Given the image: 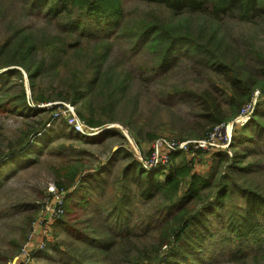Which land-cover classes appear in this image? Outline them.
Segmentation results:
<instances>
[{"label":"trees","instance_id":"1","mask_svg":"<svg viewBox=\"0 0 264 264\" xmlns=\"http://www.w3.org/2000/svg\"><path fill=\"white\" fill-rule=\"evenodd\" d=\"M123 1L0 0V25L7 20L9 8L21 10L29 20L34 16L41 18L48 25L39 35L33 25L25 28L16 24V14L5 22L11 28L0 43V114L22 118L24 127L17 141L8 143L9 150L0 153V191L8 179L4 174L12 168L15 171L38 161V152L51 140L50 137L45 138V132L46 127L55 123L51 118L52 109L46 111L32 106L70 102L79 106L83 120L84 111H88L87 125L101 128L102 132L97 137H83L62 123L65 128L60 134L75 141L103 144L106 137L114 136L113 130L105 128L106 123L94 107L100 101L95 94H101L97 93L98 88L106 89L108 96L104 99L110 108L128 91L132 76L107 64L111 48L108 37L113 34L105 35L110 31L114 32L116 39L126 42L131 52L138 45H146V49L155 56V65L148 70L151 74L158 73L160 68H168L171 63L175 65L186 52L224 78L230 92L227 110L215 104L213 94L198 93L207 107L202 105L201 117L205 125L200 127L201 134L194 137L195 141L207 139L216 127L237 118L243 106L252 101L255 92L259 91L264 100V53L254 41L259 33L264 34V0H140L148 8L150 5L158 7L169 19L162 20L150 9L134 24L126 15ZM223 17L238 19L240 25L255 29L252 39L244 38L245 51L238 45H230L225 31L220 28L225 21ZM91 42L96 43L89 46ZM69 61L72 65L70 74L58 80L59 69L69 65ZM249 63L256 66L251 67ZM139 69L144 72L148 68L140 66ZM22 72L28 77L30 101ZM259 108H256L252 125L256 128L257 137H264V105ZM247 129L244 127L235 137L232 146H240V149L232 157L226 152L215 154V163L213 160L208 163L212 165L208 178L194 173L193 159H183L188 153L186 156L177 153L172 156L174 164L149 172L141 168L132 150L126 147L128 151H116L93 171L79 164L61 173L56 172L59 178L56 185L66 193V197L65 214L55 224V237L67 232L71 239L66 243L81 248L80 259L77 261L74 256L78 252H70L72 259L66 264H108L110 260L116 264L117 257H120L119 264H210L215 257L208 259L205 256L206 239L202 230L211 233L207 239L213 242L219 234L215 225L222 232L220 240L223 246L233 240L232 246L226 250L230 251L229 260L246 256L248 247L243 245H246L244 241L250 240L256 244L254 256L264 258V186L249 181L256 172L264 175V158L260 153L255 154L257 159L252 160L255 148L245 145L254 143V140ZM179 157L180 164H175ZM248 157L249 161L244 162ZM128 160L130 164L126 162L116 176L119 194L113 198L111 206L95 204L98 207L97 218L106 213L107 220L99 222L98 219L87 218L83 223H96L93 232L80 231L72 226L76 212L86 209L95 195L99 198L100 194H96L99 190L105 191V176L111 173L116 161ZM222 167L226 171L220 174ZM238 174L244 175L245 184L237 182L235 175ZM61 177L64 179L60 180ZM133 185L139 187L141 202L154 205L151 215L146 217L147 222L138 227L140 235L137 238H147L135 244L131 243V238L137 236L138 228L130 222L128 224L127 220L133 213V201L129 196ZM91 186H95L93 190ZM82 213L86 212L82 210ZM209 216L215 222L212 231L207 227ZM29 217L31 219V215ZM111 217L116 225L110 222ZM62 226L74 228L77 233H71ZM144 226L145 229L142 228ZM10 243L15 251L0 258L4 259L2 262L12 259L20 249L17 240ZM63 245L60 242L52 244L53 252L63 253ZM164 249L166 251L162 254ZM215 251L219 252L218 249Z\"/></svg>","mask_w":264,"mask_h":264},{"label":"rangeland","instance_id":"2","mask_svg":"<svg viewBox=\"0 0 264 264\" xmlns=\"http://www.w3.org/2000/svg\"><path fill=\"white\" fill-rule=\"evenodd\" d=\"M123 4L125 5L126 15L130 18L132 23L135 22V20H140L142 14L150 9L153 10L159 18H162V20L169 19V16L166 13L163 14L162 10L158 7L150 5L148 8L140 0H124ZM8 10L7 20H3L4 22L0 25V43L8 36L11 28H9L8 24L5 25V22L15 17V14L17 20H14V22L16 24L25 28L33 25L39 31V35L45 32L48 26L41 18H37L36 16H34L32 20H29L27 16H24L21 10H12L10 8ZM224 19L225 21H222L220 28L222 31H225L230 45L232 47L238 45L245 51L247 46L244 38L252 39L255 29L243 24L240 25L238 19H231L228 17ZM262 26L263 25H261V27ZM259 34L258 37L254 38V41L256 42V46L264 53V34ZM111 35L112 37H108ZM105 36L108 37V42L111 45L107 64L115 67L118 72L127 73L132 76V83L128 91H125L123 95H121L122 97H118L117 102L114 103V106L111 105L110 108L107 107L108 105L106 103L108 102L104 99L108 96L106 89L102 90L98 88V92H96H100L101 94H95L99 97L100 101L97 105L94 104V107L96 106L95 108L97 109L98 115L101 116L104 123H106L105 128L113 130L114 136L110 138L106 137L103 144H90L75 141L60 134L65 128L61 124L65 123V121L63 116L59 117L57 118L58 121L52 126L46 127L47 132H45V138L50 137L51 140L46 148H42V150L38 152L39 160L22 169L18 168L12 171V168L9 172L4 174V177L7 176L6 178L8 179L5 181V186L0 191V258L10 256L15 251L14 245L10 243L11 240H17L20 243V249L12 259L6 260V262H2L4 259H0V264H13L14 259L20 256L21 249L29 237L37 241L40 239L44 240L45 236H48L51 242L49 244L50 246L47 245L42 252L36 255L34 264H66V262L72 259V254L70 252H78L79 254L81 248L66 243L71 239L69 233L64 232L57 238L55 237L57 234L55 232V224L58 221L55 223L53 221L55 214H57L56 206L58 202H60L58 190H61L56 185L59 180L56 172L61 173L64 169L73 166L77 167L79 164L84 165L86 170L93 171L97 167H100L101 164L106 163L116 151H128L130 149L132 150L134 159L140 164L141 168L152 172L167 162L166 158H161L166 155L164 149H161L164 148V146L157 148L160 140L166 141L167 145L170 146L177 143L189 144L193 142L195 136L201 134L200 127L205 125L202 123L201 117L202 105L203 108L207 107L200 97L202 93L213 94L215 104H218L223 110H227L229 107L228 101L230 99V92L225 86L224 78L214 74L213 71L210 70L211 68L208 67L205 62H202V60L191 58L192 55L184 52L185 54L182 53L175 65L171 63L168 65V68H160L158 73L151 74L148 70L155 65V56L150 50L146 49L145 44V46L138 45V47L131 52L127 49L126 42H121L116 39L113 31L108 32ZM95 43L96 42H91L88 44L89 46H94ZM249 57L251 60H254L251 56ZM249 65L251 67L256 66L254 63H249ZM140 66H145L148 69L144 72L140 71ZM71 67L70 61L69 65L61 67L58 71V80L67 77L70 74ZM22 73L26 92L30 101L31 94L28 77L24 72ZM133 76L135 77V81H133ZM258 92H255L253 97L254 101H251L253 103L251 113L243 123L234 122L235 118L224 126L219 125L215 130H217V134L219 131L220 132L214 142L210 139L208 144L205 145L204 150L197 151L192 149V152H190L188 156H186L184 152L173 153L170 157L171 164H174L172 163V156L177 153H183L186 156L185 158L183 157V159L188 161L193 159L192 166L194 173L202 177H210L212 165L210 166L208 163L212 162V160L215 163L216 159H214V156L215 154L217 155V153L226 152L232 157L233 154L240 149V146L236 145L233 148L232 144L235 142V137L238 136L240 130L244 127H247V130L251 131L250 133L253 136L254 143H256L250 142L245 145L255 148L251 156L253 157L252 160L257 159L255 156L260 155V153L264 158V137L262 135V137H257L258 133L256 128L252 125V119L256 108L264 105L263 97H260ZM52 103H54L52 106H55V110L57 109V111L61 112L65 111L64 104L72 105L77 118L85 123V120L90 118L89 112L84 111L83 120L79 115V106H75L70 102L56 101ZM45 104H50V102L38 106H44ZM45 110L50 111V109L47 108H45ZM40 116H43L41 118H45L44 115ZM23 123L24 121L20 117H15L7 113L0 114V153L9 150V142L17 141L19 132L24 127ZM52 130H54V132H52ZM69 130L72 131L71 128H69ZM222 131L224 133H222ZM229 134L231 140L228 138ZM35 141H37V139ZM39 144L40 141L38 142V145ZM153 147L157 148V153L154 149L152 150ZM154 155L157 156L156 159L158 162L153 161L155 159ZM187 157L189 159H187ZM248 159L249 157L246 158L244 162H248ZM180 160L181 158L179 157L175 164H180ZM130 161L133 162L132 159ZM130 161H122L121 163L116 161L111 173L105 176L107 179L105 191L100 192L99 190V192L96 193L100 194L98 195L99 198H96V195L93 198L91 196L92 199L89 200V206H87L86 209H82L86 213H82L81 209L78 210V213L76 212L75 215L76 219H72L71 221L72 226L77 227L80 231L93 232L96 223L86 224L83 222H86L87 218L98 219L96 216L98 214V207H96L95 204L101 206L106 204L107 207L111 206L113 198L119 194L118 189L120 185L118 181L116 182V176L119 174L122 166H124L126 162L130 164ZM1 171H3V169H1ZM224 171H226V169L222 167L220 169V174L224 173ZM63 179L64 178L61 177L60 180ZM235 179L239 184L246 183L244 175H235ZM249 181L252 184L258 182L261 186H264V175L256 172L251 175ZM94 187L91 186L90 189L93 190ZM133 187L134 188H132L129 194L133 201V213L129 214L127 220L128 224L131 223L133 227L135 226L138 228L147 222L146 217L151 215L154 210V205L141 202L138 197L139 187L136 188V185H133ZM207 191L209 193V190ZM84 195L88 196V194ZM212 200L211 198L210 201ZM64 214L65 213H63L59 219H61ZM30 215L31 219L29 217ZM208 219L209 223L207 227L210 231H212V227L214 229L215 227L219 229V234H217L213 242L207 239L211 233L208 234L206 231L202 230L204 239H206L204 240V247L207 248L205 251L207 254L205 256L208 259L210 257H215L210 264H264V258H257L254 256L256 244L252 240L244 241L246 245L243 246L248 247V252H246L248 254H246V256L237 258L238 260H229L230 251L226 250L232 246L233 240L225 245L226 247L223 246L224 244L221 243L220 240L222 234L220 228L216 225L214 227L215 222L210 216ZM106 220V213L98 219L99 222ZM110 222H114L112 217L110 218ZM114 224L116 225L117 223L114 222ZM63 228L66 229V227ZM142 228L145 229V226ZM66 230L71 233L77 231H75L74 228H68ZM135 233L137 236L131 238L132 244L147 238L144 236H141L142 238H137L140 235L139 228ZM225 233H227V231H225ZM96 236H98V234H96ZM83 238L84 237H82V239ZM56 242L64 244L62 247L63 253L53 252L51 245ZM73 243L77 244L75 241ZM216 249H218L219 252H216ZM165 251L166 249L162 251V254H164ZM78 254H74V256L77 257V261L80 259V254ZM48 257H52L53 259ZM117 260L116 264H119L120 257H117ZM88 262L91 263L89 260ZM108 264H113V261L110 260Z\"/></svg>","mask_w":264,"mask_h":264},{"label":"built area","instance_id":"3","mask_svg":"<svg viewBox=\"0 0 264 264\" xmlns=\"http://www.w3.org/2000/svg\"><path fill=\"white\" fill-rule=\"evenodd\" d=\"M252 101H254V98L252 99ZM54 103H50V104H45L44 106H32L34 109H51L52 108V113H51V118L53 121H58L57 118L59 117H64V121L66 123V125L72 129V131L75 134H79L80 136L83 137H97L101 132L102 129L101 128H90L85 122L81 121L80 119L77 118V116L74 113V107L72 105H65V111L61 112V111H57V109L55 110V106ZM50 107V108H48ZM253 107V103L249 102L248 104H246L242 109L241 112L239 114V116L234 120V122L236 123H243L245 119L248 118V116L251 113V108ZM59 120H63V119H59ZM224 126V125H222ZM217 128V127H216ZM215 128V129H216ZM104 129V128H103ZM209 135V137L205 140H199V141H195L193 140V142L188 143H177V144H172L167 145L166 141L160 140L158 142V147L160 146H164V151L166 152V155L164 157H161L162 159L166 158L167 162L165 164H162V166L159 167H169L171 165L170 162V157L173 153L175 152H184V153H188L190 154V152H192V149L194 150H204L205 145L208 144V141H210V139L213 140V142L215 141V139L217 138L218 134H217V130H215ZM222 133H224L222 131ZM228 134V132H227ZM229 140H231V136L230 134L228 135ZM157 148L153 147L152 150L154 149L156 151V153L158 152ZM155 159L153 160L154 162H158L157 161V156L154 155ZM58 194H59V200L60 202H58L57 207V214H55L54 216V223L56 221L59 220V218L62 216L63 213H65V197H66V193L63 190H58ZM57 195V193H56ZM50 239H48V236H45V239H40L35 241L34 239H32V237H29L28 240L26 241L25 245L22 247L21 249V254L18 258L14 259L13 264H34L36 255H38L40 252H42L47 245H49Z\"/></svg>","mask_w":264,"mask_h":264}]
</instances>
